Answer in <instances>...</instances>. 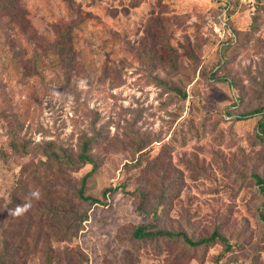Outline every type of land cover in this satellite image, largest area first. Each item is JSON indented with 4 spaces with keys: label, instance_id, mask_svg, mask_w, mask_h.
<instances>
[{
    "label": "rangeland",
    "instance_id": "rangeland-1",
    "mask_svg": "<svg viewBox=\"0 0 264 264\" xmlns=\"http://www.w3.org/2000/svg\"><path fill=\"white\" fill-rule=\"evenodd\" d=\"M134 1L140 6L129 8ZM24 3L37 31L51 39L64 20L83 21L75 45L83 68L66 69L53 54L31 60L34 54L16 30L0 26V148L10 151L16 129L40 148L50 141L77 148L81 136L97 137L101 167L91 180L93 192L127 184L92 207L70 244L82 264H264V193L254 179L264 176V144L255 137L260 116L231 121L226 114L235 102V114L260 106L255 91L264 78L263 3L235 1L240 39L225 53L220 73L229 83L211 81L227 39L217 21L218 0H91L83 2L82 14L62 0ZM80 79L85 87L78 86ZM175 88L186 89L187 99ZM141 144L142 156L134 153ZM29 158L10 164L0 158V218L13 236L20 218L34 217L37 204L20 218L8 214L20 204L15 188ZM139 162V171L125 168ZM91 169L86 165L75 177ZM161 177L165 184L177 181L179 190L162 227L196 238L219 229L234 249L217 242L186 259L176 256L175 246L171 252L138 249L131 231L150 218L136 188L149 182L157 189ZM29 263L43 261L37 256Z\"/></svg>",
    "mask_w": 264,
    "mask_h": 264
},
{
    "label": "trees",
    "instance_id": "trees-1",
    "mask_svg": "<svg viewBox=\"0 0 264 264\" xmlns=\"http://www.w3.org/2000/svg\"><path fill=\"white\" fill-rule=\"evenodd\" d=\"M62 1L74 9L77 8L78 12L82 14L83 2L91 0ZM218 1L221 6L218 9L217 21L221 29H226L227 39L221 44V60L211 73V81L229 83L228 77L220 76V73L227 63L224 55L228 50L237 46L240 31L232 19L236 9L235 1L231 3V7L225 0ZM260 3H263L264 6V0H260ZM139 6L140 3L134 1L128 7ZM153 13H155V9ZM254 19L257 20V17L255 16ZM62 23L64 25L56 27V36L51 39L40 34L32 24L24 0H0V26L2 29L12 27L16 30L20 39H24V42L29 45L30 53L34 54L31 60L53 54L66 69L72 65L83 68V63L78 58L75 49L83 21L64 20ZM228 29L231 32H228ZM33 44L35 48H31ZM168 52L171 56L169 62L175 65L178 59L169 48ZM194 74L196 75V70H194ZM191 82L189 80L187 84ZM256 83L260 87V92L255 91L261 99L260 106L235 114L236 111H239V106L237 107L239 103L235 102L226 110V114L231 121H243L260 116L257 121L255 137L257 141L264 144V78L260 83ZM175 89L180 99H187L186 89ZM241 99L243 101L244 97ZM16 124L20 126L21 122L17 120ZM97 139V137L84 135L79 139L77 148L66 147L54 141L47 142L45 148H40L38 145H34L31 140L18 134L17 129L12 132L8 140L10 151L1 147L0 158L4 163L10 164L16 157L30 156L29 160L21 166L15 188V191H19L21 196H16L14 199L22 204L29 192L37 188L42 192V199L33 202V205L37 203L33 210L34 217L28 218L26 215V220L20 218V225L14 228V231H17L14 236L7 233L0 218V264H30L29 262L37 256L42 259L43 264H82L84 262L80 251L74 247L71 248L70 244L84 230L92 207L106 204L108 193L117 191L119 187L126 190L125 185H127L107 187L99 195L93 192L94 186H92L91 180L101 167V161L94 152L95 147L99 145ZM144 147L141 144L134 153L144 155ZM139 160L140 158H138ZM135 163L126 164L125 168L130 171L137 168L139 171L140 162L137 164L138 166ZM89 164L92 165V169L88 173L81 178L75 177V174ZM145 167L148 168V164ZM144 169L146 168H142V173H144ZM164 179L161 177L157 183V189L149 185V182L136 188V194L142 203L140 209L150 219L132 229L130 241H133L138 249L153 247L155 251L167 250L171 252L172 247L175 246L178 248L176 256H180L182 259H186L192 251L203 247L208 249L217 242L224 245L227 250L234 249L235 244L230 243L219 229H215L208 236L196 238L184 230L175 231L162 227L164 214L171 207V201L179 195V190L174 189L177 181L165 184ZM254 179L264 193V176L255 174ZM262 215L264 219V213ZM62 244L65 246L61 247ZM192 255L193 253L189 258Z\"/></svg>",
    "mask_w": 264,
    "mask_h": 264
},
{
    "label": "clouds",
    "instance_id": "clouds-1",
    "mask_svg": "<svg viewBox=\"0 0 264 264\" xmlns=\"http://www.w3.org/2000/svg\"><path fill=\"white\" fill-rule=\"evenodd\" d=\"M78 86L85 87L86 81L84 79H80L78 81ZM54 96L57 99H60L61 94L59 92H55ZM42 199V192L40 189L31 190L28 194V197L24 200L22 204L16 205L14 208L8 209V214L14 218H20L26 215L32 208L34 201H39Z\"/></svg>",
    "mask_w": 264,
    "mask_h": 264
},
{
    "label": "built area",
    "instance_id": "built-area-1",
    "mask_svg": "<svg viewBox=\"0 0 264 264\" xmlns=\"http://www.w3.org/2000/svg\"><path fill=\"white\" fill-rule=\"evenodd\" d=\"M236 0H225V2L229 5V7L232 6V2H234ZM238 2H240L241 4H244V3H249V4H255V0H237ZM225 13V12H224ZM220 30H223V35H225L227 33L226 29H220ZM228 32H231L229 29H228ZM233 36H235L233 34Z\"/></svg>",
    "mask_w": 264,
    "mask_h": 264
}]
</instances>
